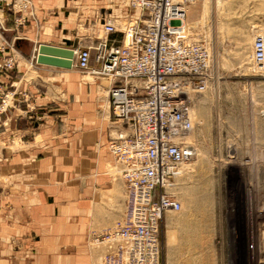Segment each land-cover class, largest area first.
<instances>
[{"label":"crops","instance_id":"0c3cea01","mask_svg":"<svg viewBox=\"0 0 264 264\" xmlns=\"http://www.w3.org/2000/svg\"><path fill=\"white\" fill-rule=\"evenodd\" d=\"M31 9L0 51V60L17 55L0 110V264H106L110 244L97 238L123 218L128 192L107 146L116 131L108 80L83 81L74 65L38 64L36 54L42 42L94 46L104 30L93 20L140 11L124 0H32ZM217 24L219 36H255L264 0H218Z\"/></svg>","mask_w":264,"mask_h":264},{"label":"built area","instance_id":"2783aa9c","mask_svg":"<svg viewBox=\"0 0 264 264\" xmlns=\"http://www.w3.org/2000/svg\"><path fill=\"white\" fill-rule=\"evenodd\" d=\"M196 1L124 0L140 11L137 18L106 17L94 46L75 47L74 66L108 80L116 131L107 146L128 189L123 218L97 238L110 244L106 264H162L161 222L166 212L182 207L173 190L180 166L197 153L187 140L193 105L216 79L207 43L188 28L189 8ZM31 6L32 0H0L17 28ZM117 31L120 43L111 40ZM252 48L257 73L264 75V32L254 36ZM16 61L15 52L4 56L0 77ZM9 94L0 85V109L10 104Z\"/></svg>","mask_w":264,"mask_h":264},{"label":"rangeland","instance_id":"374dc122","mask_svg":"<svg viewBox=\"0 0 264 264\" xmlns=\"http://www.w3.org/2000/svg\"><path fill=\"white\" fill-rule=\"evenodd\" d=\"M217 4L197 0L187 16L190 34L211 51L216 79L193 105L187 140L197 153L175 180L181 209L166 212L161 222L162 264H264V140L252 138L264 134V75L252 59L254 36L241 30L219 36ZM22 26L0 7V48ZM74 69L99 85L92 74ZM4 73L0 85L7 92Z\"/></svg>","mask_w":264,"mask_h":264},{"label":"water","instance_id":"95a60500","mask_svg":"<svg viewBox=\"0 0 264 264\" xmlns=\"http://www.w3.org/2000/svg\"><path fill=\"white\" fill-rule=\"evenodd\" d=\"M75 48L50 44L40 43L36 54V62L38 64H47L71 68L74 65Z\"/></svg>","mask_w":264,"mask_h":264},{"label":"bare ground","instance_id":"6f19581e","mask_svg":"<svg viewBox=\"0 0 264 264\" xmlns=\"http://www.w3.org/2000/svg\"><path fill=\"white\" fill-rule=\"evenodd\" d=\"M180 172H181V169H180ZM251 203H252V201H251ZM251 203H250V204H251ZM255 208H256V207H255ZM253 212H254V211H253ZM252 217H253V214H252ZM263 248H264V247H263Z\"/></svg>","mask_w":264,"mask_h":264}]
</instances>
